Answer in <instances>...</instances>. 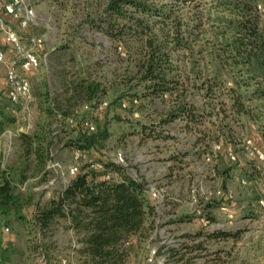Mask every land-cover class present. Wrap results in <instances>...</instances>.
<instances>
[{"label": "rangeland", "instance_id": "374dc122", "mask_svg": "<svg viewBox=\"0 0 264 264\" xmlns=\"http://www.w3.org/2000/svg\"><path fill=\"white\" fill-rule=\"evenodd\" d=\"M30 1L37 11L35 22L27 31L18 28L16 23L15 27L26 43L32 36L40 38L39 50L47 56L39 69L29 75L31 99L23 105L10 100L4 102V115H0V171L3 165L12 168L20 163L22 133H32L41 126L50 129L56 136L51 159L61 168L41 176L38 181H32L28 173L29 180L21 190L32 195L36 204L44 206L68 182V168L81 165L82 156L76 159L79 149L67 143L80 135L86 123H91L109 133L105 142L107 158L112 161L115 154L122 153V165L130 176L146 183L148 199L156 207L150 237L135 246L128 264H176L180 258L173 259L171 250L182 247L184 261L179 260L178 264H264V205L258 201L264 197V157L260 158L258 153L264 156V141L256 124L247 116L239 118L232 112L228 89L220 90L214 106L205 103L198 93L200 85L217 68L213 55L220 42L212 33L214 25L208 21L218 13L212 9L213 5H207L212 0L179 5L175 10L182 25L183 43L191 48L174 54V63L190 77L188 101L213 114L193 129L182 119L162 124L166 108L161 102L152 109L135 107L133 113L129 109H117L113 104L111 86L113 81L122 79L129 57L124 44L110 41L99 30L107 25L108 0ZM232 1L240 5L248 3L264 29V0ZM0 41V46L6 48L1 31ZM0 73L5 77V65H0ZM223 77L230 88L229 78ZM82 79L102 82L106 94L92 103L85 102L74 89ZM100 101L108 103L103 113L96 111ZM48 105L59 113L52 121H48L44 112ZM117 114L126 120H118ZM158 134L161 137L155 138ZM94 155L105 158L97 151ZM57 174L60 177L52 189L34 190L43 180ZM225 192L228 193L225 204L217 206ZM33 212V206L25 209L30 218ZM209 213L216 222L208 224L202 218ZM6 229L10 238L6 241L7 248H0L2 263L83 264L78 253L81 247L78 236L64 220L47 236L16 224L14 231ZM198 230L240 236L227 239L204 236L196 242L184 238ZM183 244L190 247L201 244L202 249L189 252Z\"/></svg>", "mask_w": 264, "mask_h": 264}, {"label": "trees", "instance_id": "16d2710c", "mask_svg": "<svg viewBox=\"0 0 264 264\" xmlns=\"http://www.w3.org/2000/svg\"><path fill=\"white\" fill-rule=\"evenodd\" d=\"M195 1L198 0H170L168 3L108 0L105 9L107 25L99 30L110 41L124 44L129 57L122 79L113 81L111 86L113 104L117 109H129L133 113L135 107L152 109L161 102L166 108L162 124L182 119L189 129L213 116L188 101L190 77L184 75L173 60L174 54L191 48L183 43L176 7ZM211 2L207 5H213L212 9L218 12L208 19L214 25L212 33L220 42L213 55L217 68L200 85L198 93L205 103L214 106L220 90L228 89L232 112L239 118L247 116L256 124L264 141V29L248 3L240 5L232 0ZM223 76L229 78L230 88ZM74 89L87 103L106 94L103 83L96 80L82 79ZM8 100L7 88H4L0 91V115H4V102ZM105 109L99 111L96 108V111L103 113ZM44 112L48 121L59 114L49 105ZM116 117L120 121L126 120L123 115L117 114ZM49 125L51 128V123ZM154 137L160 138L161 135ZM108 138L107 130L85 128L67 143V146L82 152L80 172L41 206L35 203L32 195L22 193L20 186L28 181V173L39 178L48 175L47 165L52 158L51 149L56 144V136L42 126L32 133H22L19 137L23 148L20 163L0 171V225L10 229H14L15 224L25 229L31 227L47 236L64 220L78 236L81 246L78 253L83 264H128V257L135 246L150 237L156 207L148 199L146 183L130 176L122 164L107 158L105 142ZM94 151L102 153L105 158L95 157ZM98 162L102 169L94 166ZM227 196L225 192L217 206L224 205ZM262 199L264 197L258 201ZM29 206L34 207L31 218L25 214ZM202 218L208 224L217 221L211 213ZM204 236L227 239L238 238L240 234L198 230L184 238L196 242ZM183 246L189 252L202 249L201 244ZM182 248L171 250L173 259L180 258L176 264L184 261Z\"/></svg>", "mask_w": 264, "mask_h": 264}, {"label": "built area", "instance_id": "2783aa9c", "mask_svg": "<svg viewBox=\"0 0 264 264\" xmlns=\"http://www.w3.org/2000/svg\"><path fill=\"white\" fill-rule=\"evenodd\" d=\"M6 16L10 17L13 22L6 20ZM37 18V11L35 7L31 4L30 0H4L0 7V31L3 33L6 48L0 46V65H5V78L7 82V94L9 100L13 104L23 105L27 100L31 99L32 93V83L29 79V75L35 70L39 69L42 61L46 58L47 53H43L39 50V46L42 40L38 37L32 36L28 38V43H26L19 30L15 27L18 26L23 31H27L32 23L35 22ZM106 101H100L96 108L97 110H104L107 106ZM72 121V120H71ZM74 122V121H72ZM86 128L94 130L95 127L91 123H86ZM8 153V152H7ZM260 158H263V154L258 152ZM82 156L80 150L77 151L76 159ZM53 158V157H52ZM234 159V157H233ZM112 162L117 164L124 163V157L122 153H117L114 155ZM95 167L102 169L101 163H96ZM3 168H6L3 165ZM60 164L55 162L54 159L49 160L47 165L48 174L60 169ZM80 172V166L74 164L70 166L67 170V176L69 179L66 182L65 188L73 176ZM60 177L59 174L47 181L41 183L39 186L35 187L34 190L47 191L52 189V187L57 182ZM26 187V183L21 187L23 190ZM264 205V199L259 201ZM8 231V228L6 229ZM43 264H68L65 261L61 262H45Z\"/></svg>", "mask_w": 264, "mask_h": 264}, {"label": "crops", "instance_id": "0c3cea01", "mask_svg": "<svg viewBox=\"0 0 264 264\" xmlns=\"http://www.w3.org/2000/svg\"><path fill=\"white\" fill-rule=\"evenodd\" d=\"M4 0H0V7H1V5H2V2H3ZM6 20H8L9 22H13L12 21V19H10V17H7L6 16ZM4 40V39H3ZM0 44H2V42L0 41ZM2 75H1V73H0V91L1 90H3L4 88H7V82H6V78H3V77H1ZM4 80H5V82H4ZM38 179H39V176L38 177H33L31 180L32 181H34V180H36V181H38ZM29 180V179H28ZM25 184H23V185H21L20 187H22V186H24ZM6 228V226H4V225H0V232H2V234H0V248L2 249V250H5L6 248H7V244H6V241H7V239L8 238H10V236H8L9 234H6L5 233V231H4V229ZM8 229H10V228H8ZM12 231H14V229H12ZM14 235H12L11 236V240L12 239H14V237H13ZM0 264H12V263H10V262H4V263H2V261H1V259H0Z\"/></svg>", "mask_w": 264, "mask_h": 264}]
</instances>
